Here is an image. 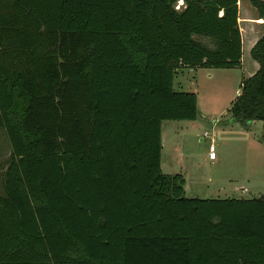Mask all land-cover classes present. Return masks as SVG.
I'll use <instances>...</instances> for the list:
<instances>
[{
	"label": "trees",
	"instance_id": "trees-1",
	"mask_svg": "<svg viewBox=\"0 0 264 264\" xmlns=\"http://www.w3.org/2000/svg\"><path fill=\"white\" fill-rule=\"evenodd\" d=\"M237 1L0 0V264H264V197L161 168L162 121L198 113L176 71L241 67ZM250 56L229 112L264 137V35Z\"/></svg>",
	"mask_w": 264,
	"mask_h": 264
},
{
	"label": "rangeland",
	"instance_id": "rangeland-1",
	"mask_svg": "<svg viewBox=\"0 0 264 264\" xmlns=\"http://www.w3.org/2000/svg\"><path fill=\"white\" fill-rule=\"evenodd\" d=\"M249 60L244 53L243 67L184 68L173 76L174 90L196 94L198 113L193 120L162 121L161 168L166 174L183 176L187 198L264 197L262 121L242 126L229 112L241 79L248 75ZM204 131L213 135L215 161L208 159L207 141L201 138ZM9 153L7 137L0 129V192Z\"/></svg>",
	"mask_w": 264,
	"mask_h": 264
},
{
	"label": "crops",
	"instance_id": "crops-1",
	"mask_svg": "<svg viewBox=\"0 0 264 264\" xmlns=\"http://www.w3.org/2000/svg\"><path fill=\"white\" fill-rule=\"evenodd\" d=\"M244 2L246 5L245 7L242 6L240 0L237 1V6H238V26L240 29L241 39H242V59L244 53H246L250 59L248 75L246 77L243 76V78H247L251 76L254 72H256L259 67L258 63L251 58L250 49L254 45V43L258 40V38L264 35V21L263 19L258 17L257 12L253 11V9L250 6L251 4L250 5L247 4L246 0H244ZM180 5H182V1H180ZM243 66L244 65L241 60V67ZM182 69L184 68H181L179 70L181 71ZM193 69H197V68H193ZM215 160L216 159L210 161H215Z\"/></svg>",
	"mask_w": 264,
	"mask_h": 264
},
{
	"label": "built area",
	"instance_id": "built-area-1",
	"mask_svg": "<svg viewBox=\"0 0 264 264\" xmlns=\"http://www.w3.org/2000/svg\"><path fill=\"white\" fill-rule=\"evenodd\" d=\"M179 6H180V1H178L177 5L175 7L179 8ZM238 93H239V91H238ZM201 138L207 141L208 158L210 160L216 159V151H215V144H214L213 135L210 136L209 132L204 131Z\"/></svg>",
	"mask_w": 264,
	"mask_h": 264
}]
</instances>
